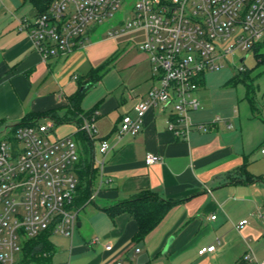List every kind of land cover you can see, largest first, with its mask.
I'll use <instances>...</instances> for the list:
<instances>
[{"label":"crops","instance_id":"obj_1","mask_svg":"<svg viewBox=\"0 0 264 264\" xmlns=\"http://www.w3.org/2000/svg\"><path fill=\"white\" fill-rule=\"evenodd\" d=\"M38 12L29 0H0V120L14 124L29 113H42V120L75 124L67 134L77 138L78 164L91 165L95 176L90 185L93 198L85 204L94 206L84 217L93 228L91 238L74 249L77 259L71 264H112L123 256L133 264H238L250 239L264 233V88L254 84L264 72L253 71L244 97L248 104L242 110L234 103H213L204 77L200 105L190 118L195 124L212 122L208 131L195 128L187 138L176 136L167 127L169 105L147 111L139 132L120 135L122 116H134L135 104L154 84L148 53L131 47L120 54L116 45L95 52L90 42L65 57L44 61L21 27L23 18ZM109 59L113 65L127 59L123 68L129 70L131 88L119 93L113 85L104 88L100 98L87 101L90 88L102 84L105 72L86 86L75 108L71 97L82 91L81 82ZM95 110L96 132L89 135L82 127ZM103 139L111 145L105 154L99 150ZM150 152L161 159L148 164ZM141 191L174 203L155 228L138 238L132 213L112 216L104 207ZM244 219L247 222L238 227ZM79 222L82 226L84 220ZM94 237L98 241L90 243ZM211 244H216L214 251L198 253Z\"/></svg>","mask_w":264,"mask_h":264},{"label":"built area","instance_id":"obj_2","mask_svg":"<svg viewBox=\"0 0 264 264\" xmlns=\"http://www.w3.org/2000/svg\"><path fill=\"white\" fill-rule=\"evenodd\" d=\"M122 7L126 19L117 21L115 13ZM114 19L116 24L111 22ZM105 22L110 24L109 37L129 29L144 30L139 48L148 53L153 70L154 84L135 104V115L122 116L120 135L139 132L147 111L171 105L167 127L187 138L195 128L208 131L212 126L210 121L195 124L190 118L200 105L195 92L205 72L223 67L236 51L246 53L237 67L244 70L247 53L264 40V0H51L45 12L23 18L21 27L48 61L83 46ZM97 114L95 110L84 120L82 129L89 135L96 132ZM55 127L53 119L15 130L7 126L0 141V264H17L29 238L44 231L72 236L78 227V211L83 208L75 204L80 152L73 134L55 136ZM110 148L108 139H103L100 152L105 154ZM260 151L264 153V145ZM160 159L151 152L145 157L148 164ZM215 249L216 244L206 245L198 253ZM112 264L133 262L123 256ZM239 264L264 261L249 248Z\"/></svg>","mask_w":264,"mask_h":264},{"label":"rangeland","instance_id":"obj_3","mask_svg":"<svg viewBox=\"0 0 264 264\" xmlns=\"http://www.w3.org/2000/svg\"><path fill=\"white\" fill-rule=\"evenodd\" d=\"M126 12L124 11L123 7L120 8L115 13V19L118 21L119 19L125 18ZM114 24L117 23L116 20ZM126 19V18H125ZM109 23L105 22L101 24L96 33L89 37L88 41L85 42V45H89L92 42L91 47L92 50L98 52L102 50V48L112 47L114 45L118 46L120 54H124L126 48H134L137 52H142L139 48L141 42L145 39V32L141 29H129L120 34L110 37L111 39H107L109 37L107 34V30L109 27ZM98 39L103 41L96 42ZM105 39V40H104ZM96 42V43H95ZM94 43V44H93ZM264 51V45L260 49ZM246 53L243 51H236L234 54H231L226 59V64L221 67L220 69L215 70H207L204 74L206 88L209 90L208 95L211 101L215 104L219 103V101L228 102L229 104H236L237 108L245 109L248 102L247 99L244 98L246 94V85L243 82H233V78L236 74L239 73V69L237 68L240 66V57L245 55ZM248 57L245 61V66L249 69L255 66L257 62V58L255 55L254 50L249 51ZM131 55V54H129ZM130 57V56H128ZM125 62L118 65L109 64L106 70V73L103 75V82L102 84L92 86L88 92V97L86 98L87 101L93 102L96 99L102 96L103 89L116 85L118 87V92L122 93L124 91H128L131 88V83L128 78V71L124 69V64H126L127 59L124 60ZM105 69V68H104ZM260 69V68H259ZM254 71L256 73L257 70ZM252 76H254L252 72ZM105 77V78H104ZM250 81V79H249ZM254 84L256 86L261 85L264 88V74L257 79L254 78ZM204 87V88H205ZM203 91V87L198 88L195 92V95L198 97L200 92ZM121 111V110H120ZM42 121V119H40ZM11 124H7L4 121L0 120V141L5 137V132L7 126ZM75 124L71 123H56L55 127V136L67 135L70 133L72 129H74ZM75 140H77L76 136L73 135ZM79 148V146H78ZM80 151V149H79ZM99 155V154H98ZM94 206V203H89L85 207L81 208L78 211V219L84 220L82 226H78L72 236H64L61 234H52L50 236V242L54 245L55 251L52 255V262L53 264H57L59 262H68L74 263L77 259L75 255V248L80 246L82 243L89 241L91 238V232L93 230L89 221H87L84 217L85 214L90 212L91 207ZM250 246L248 247L252 249L253 254L259 260H261L259 255L264 256V233L262 236L256 238L255 240L250 239ZM71 251V252H70Z\"/></svg>","mask_w":264,"mask_h":264},{"label":"trees","instance_id":"obj_4","mask_svg":"<svg viewBox=\"0 0 264 264\" xmlns=\"http://www.w3.org/2000/svg\"><path fill=\"white\" fill-rule=\"evenodd\" d=\"M37 9L38 13L45 12L51 3V0H29ZM37 13V14H38ZM264 42H259L254 47V52L257 58V62L251 69L245 68L239 71L233 78V82H243L247 87L253 82L252 72L257 70L256 75L264 72V51H261V47ZM112 59L106 60L100 66L94 68L91 73V78H88L82 84L91 85L92 82L99 80L106 72L108 65ZM105 68V69H104ZM250 79V81H249ZM81 81V79H80ZM87 88V87H86ZM85 88V89H86ZM85 89L77 92L71 97V101L75 108L80 106ZM42 113H29L21 121L8 125L15 130L18 126L26 123H34L42 119ZM55 123H60L61 119H53ZM77 174L79 178L77 193L75 196V204L79 207H84L90 200L92 194V180L95 176V168H91V165L81 167L77 162ZM254 179L249 178L247 181L252 182ZM174 203L172 200H165L155 193L149 191H141L131 199L123 200L104 207L112 216L124 211L132 213L139 225L138 238H143L153 228H155L159 222L164 218L171 205ZM51 232L44 231L36 237L29 238L25 241L20 257L17 264H53L52 255L55 251L54 245L50 242ZM239 264V263H238Z\"/></svg>","mask_w":264,"mask_h":264},{"label":"water","instance_id":"obj_5","mask_svg":"<svg viewBox=\"0 0 264 264\" xmlns=\"http://www.w3.org/2000/svg\"><path fill=\"white\" fill-rule=\"evenodd\" d=\"M86 86H87V85H83L82 88H81V90L85 89ZM80 225H81L80 222H78V226H80ZM170 240H171V239H170ZM170 240H169V242H170ZM169 242H168V244H169ZM168 244H167V246H168ZM167 246H166V247H167Z\"/></svg>","mask_w":264,"mask_h":264}]
</instances>
